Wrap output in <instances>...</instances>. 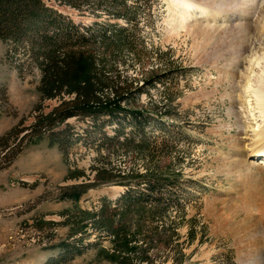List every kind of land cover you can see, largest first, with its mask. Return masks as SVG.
Listing matches in <instances>:
<instances>
[{"label":"rangeland","instance_id":"1","mask_svg":"<svg viewBox=\"0 0 264 264\" xmlns=\"http://www.w3.org/2000/svg\"><path fill=\"white\" fill-rule=\"evenodd\" d=\"M43 1L81 28L117 23L135 30L129 47L97 51L108 59L113 81L120 76L128 87L121 105L129 113L114 120L73 117L57 129L68 132L71 146L52 144L49 133L41 141L28 138L0 167V264H119L126 256L137 257L134 264H264V142L258 135L264 119L254 97L247 106L241 87L248 58L264 54V0H252L249 15L237 11L217 21L212 10L221 4L214 0L205 1V14L182 0H144L139 22L130 24L113 18L121 8L113 0L72 1L77 7ZM240 24L251 31L244 44ZM225 26H231L226 33ZM210 27L220 28L212 38ZM16 51L12 40L0 38V140L23 132L11 136L9 150L41 115L70 100L42 98L41 70ZM253 62L256 83L264 62ZM104 95L114 97L108 90ZM137 114L145 127L131 140L128 123ZM9 150H0V162ZM103 171L110 179L99 184ZM156 179L182 188L179 207L119 201ZM79 185L92 187L76 202L64 200L65 189ZM105 199L112 203L107 208ZM80 210L98 216L81 223ZM104 211L116 235L109 223H97Z\"/></svg>","mask_w":264,"mask_h":264},{"label":"trees","instance_id":"2","mask_svg":"<svg viewBox=\"0 0 264 264\" xmlns=\"http://www.w3.org/2000/svg\"><path fill=\"white\" fill-rule=\"evenodd\" d=\"M72 1L74 0H69L70 5L77 7ZM113 1L112 5L118 4V8L121 7L112 14L113 18H123L130 24L138 21L139 11L143 14L141 11L143 6L140 2L144 0ZM0 38L12 40L14 53L17 55L16 50L22 49L41 70L38 91L42 98L53 100L63 96L70 97L69 101L62 98L63 102L50 115H41L31 133L21 139L16 149L9 150L11 147L9 148L8 142L11 136L14 140L18 139L22 131H14L9 137L2 138L0 150H9V152L3 156L0 167L13 160L22 150V143L28 138L30 142L36 139L41 141L45 134L49 133L52 144L57 143L62 149L71 146L68 132L57 129L73 117H90L97 121L105 115L114 120L120 118L117 115L119 112L129 113L121 105L128 99L124 96L129 91L128 87L119 84L120 76L113 81V69L105 64L108 59L97 51L109 48L123 50L129 47L136 40L134 29L119 26L117 23L102 26L98 30L87 26L81 28L72 21H67L62 14L48 7L43 0H0ZM106 90L111 91L114 97L105 96ZM122 119L125 122L127 117ZM145 120L142 115L132 116L131 123H128V126L134 127L131 140L144 130ZM106 174L103 171L97 175L99 184L109 181L110 178H107ZM175 183H170L166 179L164 181L156 179L138 192H133L130 188L123 197L119 198V201L126 207L151 204L156 209L168 211L169 207H179L181 199L184 198L180 194L182 188L178 189L179 185L176 187ZM91 187V185L69 187L65 189L63 198L66 201L76 202ZM104 202L107 203L105 208L112 204L106 199ZM107 213L104 211L99 215L101 218L99 217L97 223H101L102 226L109 223L110 217L106 215L104 218ZM78 215L81 223L88 221L89 217L94 219L98 216L97 213L88 214L82 210ZM84 215L86 219L83 218ZM107 228L112 235L117 234L111 223ZM64 251L60 254L62 258L66 255ZM136 258L121 257L118 263L134 264ZM49 263H57V261L51 259Z\"/></svg>","mask_w":264,"mask_h":264},{"label":"bare ground","instance_id":"3","mask_svg":"<svg viewBox=\"0 0 264 264\" xmlns=\"http://www.w3.org/2000/svg\"><path fill=\"white\" fill-rule=\"evenodd\" d=\"M205 1H207V0H182V2L185 3V7L187 9H190V7H193V6H196V5L201 6V8H199V9H200L202 14L208 13L209 11L207 9L210 8V7H208V5H207V3ZM251 2H253V1L252 0H214L213 1L214 5H218V6L220 4L221 5L219 7L213 8V10H212V11H214L213 16L219 17L218 19H215L217 21V20H220V18H223L224 16H230V13L231 14H235V12H237V11H239V12L241 11V15H249V12L251 11V9L248 6L250 5ZM251 4H253V3H251ZM262 13H264V12H262ZM262 17H263V15H262ZM260 18H261V16H260ZM261 27H263V26H261ZM238 28L240 29L239 34L241 32V38L243 40L242 44H244V42L247 39V37L251 34V31L249 29V25L248 24H240V25H238ZM219 29L212 28V27L208 28V30L206 31V36H208L209 38H212L213 37L212 35H215ZM229 29H231V26L226 27L225 29H223V31H225V33H226V31L229 30ZM262 30H263V28H262ZM236 32L237 31L235 30V33ZM197 33H199V31H197ZM236 35L237 34H235L234 36H236ZM203 36H204V34H203ZM255 37H256V35H255ZM233 45L235 46V44H233ZM236 54H237V52H236ZM257 54H259V52ZM239 55H240V53H239ZM254 57H257L256 54H255ZM236 59H235V61H236ZM248 59H249L248 66H247V68L245 69V71L243 73L244 76L242 77L243 80L241 82L242 83L241 87H242V92H243L242 99L244 98L245 103L248 104L247 106L251 107L249 102H246V99L250 98L251 96L254 97L255 105L258 107L260 113L262 114L261 117L264 119V64H263V67H261L262 68L261 69V74H259L257 76L258 78H256V81H257L256 83L255 82L252 83V77L250 76L252 74L253 69H254L253 60L256 61V63L258 62V64H259V61H263L264 62V54L261 56V58L254 59L253 57H250ZM228 67H229V65H228ZM262 133L264 134V130L262 131ZM262 133L259 132L258 135L263 139V142H264V135ZM256 150H260V149L256 148ZM241 164H242V162H240V165ZM240 165L239 164L235 165V168L238 170Z\"/></svg>","mask_w":264,"mask_h":264}]
</instances>
